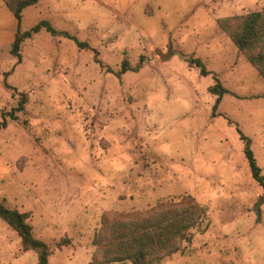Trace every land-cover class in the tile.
<instances>
[{"label": "rangeland", "instance_id": "rangeland-1", "mask_svg": "<svg viewBox=\"0 0 264 264\" xmlns=\"http://www.w3.org/2000/svg\"><path fill=\"white\" fill-rule=\"evenodd\" d=\"M257 11L264 0H39L17 25L0 0V201L28 214L49 264H90L103 216L184 195L209 227L163 264H264V191L237 133L264 176V81L217 25ZM42 21L87 47L41 30L12 56L17 30ZM213 76L229 95L212 116ZM0 264H37L1 220Z\"/></svg>", "mask_w": 264, "mask_h": 264}, {"label": "trees", "instance_id": "trees-1", "mask_svg": "<svg viewBox=\"0 0 264 264\" xmlns=\"http://www.w3.org/2000/svg\"><path fill=\"white\" fill-rule=\"evenodd\" d=\"M1 1L17 25L20 23L22 11L39 2V0ZM217 25L245 64L252 67L264 81V11L220 19ZM41 30L51 36L70 38L79 48L87 47L66 33L54 30L48 22L42 21L26 32L20 33L17 30L10 54L19 59L23 40L32 38ZM187 62L188 65L199 70L201 77L207 75L200 60L190 59ZM128 69L127 63L123 62L119 74ZM212 80L213 85L208 92L215 97L212 107L213 116L222 97L229 95V92L220 84L216 76H213ZM25 103L26 96L22 93L14 111L23 112ZM10 120L14 118L10 117ZM2 127L4 122L0 123V129ZM237 133L243 144L242 153L250 176L264 191V176L254 158L251 142L239 130ZM28 218V214L7 208L0 201V220L16 233L23 251L35 253L37 264H49L51 249L46 243L33 236L32 228L27 222ZM208 227L206 209L189 195L159 200L143 210L103 216L99 229L92 239L93 254L90 264H163L164 260L182 251L183 244H190L195 234L204 233Z\"/></svg>", "mask_w": 264, "mask_h": 264}, {"label": "water", "instance_id": "water-1", "mask_svg": "<svg viewBox=\"0 0 264 264\" xmlns=\"http://www.w3.org/2000/svg\"><path fill=\"white\" fill-rule=\"evenodd\" d=\"M156 55L162 60V61H166L169 59L170 55L169 54H163L161 53V51L156 50ZM264 203V198L259 197L257 203L254 205V211L257 214V217L259 219L260 216V206Z\"/></svg>", "mask_w": 264, "mask_h": 264}]
</instances>
